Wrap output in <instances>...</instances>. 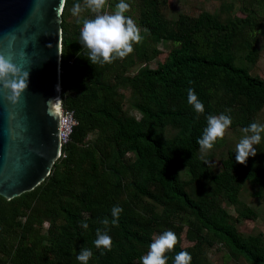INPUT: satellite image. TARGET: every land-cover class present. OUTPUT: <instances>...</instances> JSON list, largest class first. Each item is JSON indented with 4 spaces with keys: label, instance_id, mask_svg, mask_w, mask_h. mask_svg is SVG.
<instances>
[{
    "label": "trees",
    "instance_id": "trees-1",
    "mask_svg": "<svg viewBox=\"0 0 264 264\" xmlns=\"http://www.w3.org/2000/svg\"><path fill=\"white\" fill-rule=\"evenodd\" d=\"M116 1L108 0L106 10L114 11ZM126 2L137 10L141 41L123 59L92 65L79 40L83 21L94 14L73 16L83 0L65 1L61 99L77 123L40 184L10 200L0 195V264H81L82 248L93 253L88 264H141L168 230L179 242L165 253L167 264L181 251L190 253L191 264H210L205 250L216 242L249 264H264V235L236 227L257 217L241 196L246 182L255 185L254 196L264 191V134L246 165L236 163L233 148L216 171L197 143L209 115H228L229 128L243 130L264 107V76L249 67L263 47L264 18L255 13L264 0H242L243 16L231 15L233 4L224 3L221 13L201 9L175 20L166 15L168 0ZM159 41L169 46L163 58ZM121 88H130L129 98ZM189 89L203 114L188 103ZM114 206L123 209L116 225ZM97 229L111 236V251L95 246Z\"/></svg>",
    "mask_w": 264,
    "mask_h": 264
},
{
    "label": "water",
    "instance_id": "water-1",
    "mask_svg": "<svg viewBox=\"0 0 264 264\" xmlns=\"http://www.w3.org/2000/svg\"><path fill=\"white\" fill-rule=\"evenodd\" d=\"M65 1L0 0V56L29 72L19 96L0 81V195L7 200L40 184L62 152Z\"/></svg>",
    "mask_w": 264,
    "mask_h": 264
},
{
    "label": "clouds",
    "instance_id": "clouds-1",
    "mask_svg": "<svg viewBox=\"0 0 264 264\" xmlns=\"http://www.w3.org/2000/svg\"><path fill=\"white\" fill-rule=\"evenodd\" d=\"M108 0H83V5L75 3L71 9L72 15L79 17L82 12L90 11L94 14L93 19H85L80 31L79 43L88 49L87 59L92 65L111 64L116 59H123L133 52V45L142 39L140 29L136 22L125 13L130 11V4L126 0H119L113 12H108ZM61 65V64H60ZM29 72L21 70L3 56H0V81L3 87L10 89L13 96L21 95L28 88ZM54 98V99H58ZM188 103L193 106L197 114H203L204 104L198 99L193 89L188 90ZM232 124L230 116L225 114L209 115L207 126L203 135L198 139L202 153L213 149L218 140H222ZM244 136L235 147L236 163L246 165L250 157L257 155L256 145H259L264 134V125L256 122L243 128ZM123 211L119 206L112 209L113 225L118 224L119 215ZM102 223L106 229L109 220L105 218ZM84 229L88 228L83 223ZM97 239L94 241L98 249L111 251L112 238L107 231L97 229ZM177 235L171 231H165L156 237L149 246V251L141 257V264H167L165 253L174 250L178 243ZM93 253L90 249L82 248L77 256L81 264H88ZM191 255L187 251L179 252L174 258V264H191Z\"/></svg>",
    "mask_w": 264,
    "mask_h": 264
},
{
    "label": "rangeland",
    "instance_id": "rangeland-1",
    "mask_svg": "<svg viewBox=\"0 0 264 264\" xmlns=\"http://www.w3.org/2000/svg\"><path fill=\"white\" fill-rule=\"evenodd\" d=\"M117 1L119 2V0ZM241 1L242 0H168L165 12L168 18L175 20L178 18L180 13L197 15L201 9H206L211 12L220 10L219 12L221 13L225 10L221 7L222 4L232 3L233 9L230 11L231 15L237 14L239 16H243L244 12L239 7ZM256 9L255 17H259V19L260 17L264 18V7L262 9L256 7ZM108 11L110 13L113 12V10ZM127 13H129L130 17L136 22L137 10L130 7V11ZM142 31L144 30L142 29ZM259 39H261L260 43L263 44V47L259 52L260 57L250 63L249 67L252 69V73L264 76V35L262 34ZM168 47V43H164L163 41H159L157 43V48L160 50L159 58L164 57V54L168 51ZM157 59L158 58L153 61L152 66L155 64ZM137 66L138 65L134 66L129 71H135ZM120 91L125 95L126 99L130 97V88H121ZM125 107L128 108L127 102ZM129 112L136 117L140 116L136 109L130 108ZM255 121L258 124L264 125V107L255 116ZM243 136L244 133L241 128H229L225 137L222 139V145L217 144L218 140L213 149L209 150L207 153H202L201 150H199V154L206 159L214 171L220 170V161L226 156L227 150L235 148L236 144L243 138ZM182 176L187 178L188 173L186 171H182ZM199 188L200 190H204L206 188V184H200ZM255 188V185L246 182L244 186L245 192H242L243 195L241 196L242 201L251 206L257 213V217L254 220L241 219L236 223L238 231L244 235L258 233L264 235V191L261 194L254 196L253 191ZM222 205L232 214L236 213L235 208L227 202L223 201ZM46 225L47 223H45V226ZM205 254L210 264H249L242 256L232 253L230 249L221 242H216L214 245L206 248Z\"/></svg>",
    "mask_w": 264,
    "mask_h": 264
},
{
    "label": "built area",
    "instance_id": "built-area-1",
    "mask_svg": "<svg viewBox=\"0 0 264 264\" xmlns=\"http://www.w3.org/2000/svg\"><path fill=\"white\" fill-rule=\"evenodd\" d=\"M76 123L77 121L74 116V111L71 109H66L62 106L59 131L62 147L69 141L70 134L72 133L73 127Z\"/></svg>",
    "mask_w": 264,
    "mask_h": 264
}]
</instances>
